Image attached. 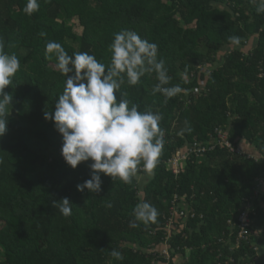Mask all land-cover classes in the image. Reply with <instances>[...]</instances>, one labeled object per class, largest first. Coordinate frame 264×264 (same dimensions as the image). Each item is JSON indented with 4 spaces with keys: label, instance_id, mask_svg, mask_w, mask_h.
Returning a JSON list of instances; mask_svg holds the SVG:
<instances>
[{
    "label": "trees",
    "instance_id": "trees-1",
    "mask_svg": "<svg viewBox=\"0 0 264 264\" xmlns=\"http://www.w3.org/2000/svg\"><path fill=\"white\" fill-rule=\"evenodd\" d=\"M38 2L39 10L28 15L27 0H0L4 51L21 64L5 89L13 100L8 131L0 137V264H264L263 184L257 192V179L264 178V13L252 0ZM124 29L158 45L157 59L171 77L165 87L183 91L165 103L163 94H152L155 73L135 86L125 79L121 91L130 106L163 116L158 165L143 185L148 174L141 165L131 184L101 173L100 192H80L91 161L70 167L61 155L62 135L44 117L66 83L55 58H45V44L59 42L70 56L88 52L107 67L109 45ZM232 36L240 38L237 47ZM251 38L254 46L245 49ZM223 48L230 51L218 61ZM206 64L216 67L201 71ZM219 130L242 151L218 145L188 154L180 173L172 171L178 148L217 138ZM244 142L261 156L246 153ZM175 196L181 203L172 214ZM65 197L68 217L53 206ZM144 201L158 209L157 222L131 227L134 208ZM243 213L248 233L240 238ZM112 249L123 260L114 259Z\"/></svg>",
    "mask_w": 264,
    "mask_h": 264
},
{
    "label": "clouds",
    "instance_id": "clouds-1",
    "mask_svg": "<svg viewBox=\"0 0 264 264\" xmlns=\"http://www.w3.org/2000/svg\"><path fill=\"white\" fill-rule=\"evenodd\" d=\"M252 2L257 5L258 14L264 13V0ZM39 7L38 0H27L23 11L32 15ZM40 35L46 36V33ZM229 40L237 45L240 42L237 36ZM4 48V40L0 37V137L8 131V106L13 100L5 89L21 68L18 56L5 52ZM109 49L111 58L106 67L88 52H75L70 56L59 42L46 41L45 44V58H55L59 71L66 76V83L54 111L45 112L44 117L54 121L55 129L62 135L61 155L70 167L76 169L82 162L91 161L90 178L77 185L80 192L85 189L91 193L100 192L101 173L114 181L119 179L131 184L138 166L142 165L143 171L151 176L158 165L165 144L164 132L159 126L163 116L158 111H141L137 104L130 106L127 92L121 91L125 79L128 85L135 86L146 74L155 73L158 83L152 94H163L165 103L183 91L180 85L165 87L171 77L164 60L157 59L158 45L142 38L138 32L124 29L115 33ZM183 131L179 134L183 135ZM177 151L183 152L181 148ZM0 164H3L2 157ZM53 206L65 217L72 214L67 197L54 201ZM133 214L135 221L130 226L138 227L136 221L145 226L156 223L159 212L144 201L135 206ZM110 254L116 260H123L122 253L116 249Z\"/></svg>",
    "mask_w": 264,
    "mask_h": 264
},
{
    "label": "built area",
    "instance_id": "built-area-1",
    "mask_svg": "<svg viewBox=\"0 0 264 264\" xmlns=\"http://www.w3.org/2000/svg\"><path fill=\"white\" fill-rule=\"evenodd\" d=\"M217 141L216 140H208L205 143L203 142H195L193 143L190 148L188 149L187 152L183 153L182 151H177V153L174 155V157L172 159H170L169 163L172 166V171L175 174H179L182 168V165L185 161V159L187 158L188 154L190 153H195L196 155H201V153L206 152L207 150H213L215 149L218 145L220 147H226L229 148L231 151L234 152H241V147H234L228 140H227V136L224 135V133L222 131L219 130L218 133V137H217ZM264 179V178H262ZM180 197L175 196L174 200H173V206L171 207V213L174 214L176 212H178V208L180 206ZM231 223V221H229ZM249 222V218L247 213H243L242 215H240L239 217V223H240V238H244L248 231L246 229V225ZM170 229V228H169ZM172 230V229H170ZM163 254L165 256H169V251L167 248H165L163 250Z\"/></svg>",
    "mask_w": 264,
    "mask_h": 264
},
{
    "label": "rangeland",
    "instance_id": "rangeland-1",
    "mask_svg": "<svg viewBox=\"0 0 264 264\" xmlns=\"http://www.w3.org/2000/svg\"><path fill=\"white\" fill-rule=\"evenodd\" d=\"M75 31L78 33V35H81L82 34V32H83V28L82 27H80V26H77V27H75ZM236 47L238 46V45H235ZM235 46H232V47H235ZM254 45H253V41H252V38L250 39V42L245 46V49H248V48H251V47H253ZM243 47V46H242ZM228 51H230V49L229 48H223L222 49V51H220V53H219V59H218V61L220 60V59H223V57L225 56V54L228 52ZM247 51V50H246ZM214 67H216V65H210V64H206L205 66H203L202 67V69H201V71H205V72H209V71H211ZM183 75V74H182ZM184 76H186V74H184ZM224 135L225 136H227V134L224 132ZM214 140H218L217 138H214ZM241 146L243 147V143H241ZM188 148V146H186V147H184L183 148V153H185L186 152V149ZM243 150L244 149H246L245 147H243L242 148ZM247 150V149H246ZM246 153H248L247 151H246ZM250 156H253V157H255V158H258V157H260L261 155H260V153L259 152H256V153H248ZM152 177V175L150 176V175H142V177H141V184L143 185L145 182H147L150 178ZM257 192L258 191H260V190H258L259 188H260V186L263 184V186H264V179H262V178H260V179H257ZM263 186H261V187H263ZM259 194L261 193V192H258ZM262 194H264V193H262ZM1 225V224H0ZM173 260L174 261H177V262H179L180 260H181V257L179 256V257H177V255H175L174 257H173Z\"/></svg>",
    "mask_w": 264,
    "mask_h": 264
},
{
    "label": "crops",
    "instance_id": "crops-1",
    "mask_svg": "<svg viewBox=\"0 0 264 264\" xmlns=\"http://www.w3.org/2000/svg\"><path fill=\"white\" fill-rule=\"evenodd\" d=\"M243 147H245V148L247 149V150L244 149L245 151H248V152L250 151V150H249V149H250V146L248 145V143H245V142H244V143H243ZM248 147H249V148H248ZM250 152H251V151H250ZM251 153H253V152H251ZM255 153H256V152H255Z\"/></svg>",
    "mask_w": 264,
    "mask_h": 264
}]
</instances>
